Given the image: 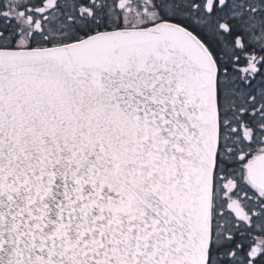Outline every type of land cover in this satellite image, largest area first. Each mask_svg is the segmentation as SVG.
Returning <instances> with one entry per match:
<instances>
[{"label":"snow or ice","instance_id":"obj_1","mask_svg":"<svg viewBox=\"0 0 264 264\" xmlns=\"http://www.w3.org/2000/svg\"><path fill=\"white\" fill-rule=\"evenodd\" d=\"M0 264H264V0H0Z\"/></svg>","mask_w":264,"mask_h":264}]
</instances>
